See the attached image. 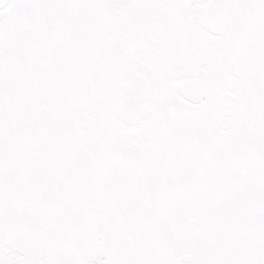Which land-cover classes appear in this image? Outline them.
Listing matches in <instances>:
<instances>
[{
  "label": "snow or ice",
  "instance_id": "snow-or-ice-1",
  "mask_svg": "<svg viewBox=\"0 0 264 264\" xmlns=\"http://www.w3.org/2000/svg\"><path fill=\"white\" fill-rule=\"evenodd\" d=\"M0 264H264V0H0Z\"/></svg>",
  "mask_w": 264,
  "mask_h": 264
}]
</instances>
